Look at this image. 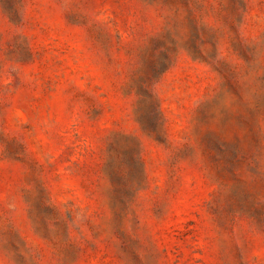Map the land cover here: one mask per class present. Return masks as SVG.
Here are the masks:
<instances>
[{
    "label": "rangeland",
    "instance_id": "374dc122",
    "mask_svg": "<svg viewBox=\"0 0 264 264\" xmlns=\"http://www.w3.org/2000/svg\"><path fill=\"white\" fill-rule=\"evenodd\" d=\"M0 264H264V0H0Z\"/></svg>",
    "mask_w": 264,
    "mask_h": 264
}]
</instances>
